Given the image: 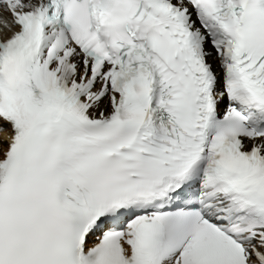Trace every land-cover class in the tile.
Returning a JSON list of instances; mask_svg holds the SVG:
<instances>
[{
  "label": "snow or ice",
  "instance_id": "snow-or-ice-1",
  "mask_svg": "<svg viewBox=\"0 0 264 264\" xmlns=\"http://www.w3.org/2000/svg\"><path fill=\"white\" fill-rule=\"evenodd\" d=\"M0 264H264V0H0Z\"/></svg>",
  "mask_w": 264,
  "mask_h": 264
}]
</instances>
